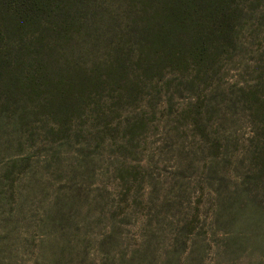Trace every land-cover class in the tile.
Listing matches in <instances>:
<instances>
[{
  "label": "rangeland",
  "instance_id": "obj_1",
  "mask_svg": "<svg viewBox=\"0 0 264 264\" xmlns=\"http://www.w3.org/2000/svg\"><path fill=\"white\" fill-rule=\"evenodd\" d=\"M235 4L216 63L141 92H0V264H264V0Z\"/></svg>",
  "mask_w": 264,
  "mask_h": 264
},
{
  "label": "trees",
  "instance_id": "obj_2",
  "mask_svg": "<svg viewBox=\"0 0 264 264\" xmlns=\"http://www.w3.org/2000/svg\"><path fill=\"white\" fill-rule=\"evenodd\" d=\"M242 9L235 0H0V92H42L36 107L50 115L78 110L89 92H141L147 80L216 63Z\"/></svg>",
  "mask_w": 264,
  "mask_h": 264
}]
</instances>
